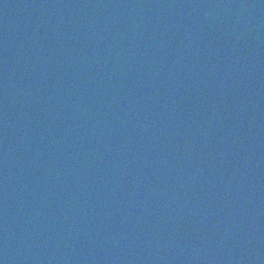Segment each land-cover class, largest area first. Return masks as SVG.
Listing matches in <instances>:
<instances>
[{"label": "water", "instance_id": "obj_1", "mask_svg": "<svg viewBox=\"0 0 264 264\" xmlns=\"http://www.w3.org/2000/svg\"><path fill=\"white\" fill-rule=\"evenodd\" d=\"M2 264H264V0H0Z\"/></svg>", "mask_w": 264, "mask_h": 264}, {"label": "clouds", "instance_id": "obj_2", "mask_svg": "<svg viewBox=\"0 0 264 264\" xmlns=\"http://www.w3.org/2000/svg\"><path fill=\"white\" fill-rule=\"evenodd\" d=\"M0 264H2V262H0Z\"/></svg>", "mask_w": 264, "mask_h": 264}]
</instances>
